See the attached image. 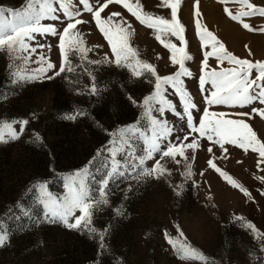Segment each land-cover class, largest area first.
<instances>
[{"label": "rangeland", "instance_id": "rangeland-1", "mask_svg": "<svg viewBox=\"0 0 264 264\" xmlns=\"http://www.w3.org/2000/svg\"><path fill=\"white\" fill-rule=\"evenodd\" d=\"M91 2L96 5V0ZM251 2L264 5V0ZM24 4L26 0H0V5L14 9ZM140 4L143 12L170 19V9L163 7L161 0H140ZM79 7L82 12L79 18L89 23L78 25V30L90 51L87 52V59L79 53H69L73 72L55 75L62 62L56 36L37 34L35 40L29 43L33 47L40 44L44 47H36L35 53H20V58L0 51V120H29L20 139L0 143V229L6 230L9 237L5 246L0 247V264H93L97 260L99 242L95 236L86 231L68 229L60 222L45 218L47 209L40 202L38 184L45 182L52 197L63 200L67 195L66 178L93 161L87 183L95 195L99 182L109 170L103 166L108 163L109 153L102 152L97 156L98 149L106 145L110 147V137L103 129L115 131L127 125H136L137 132L131 137L130 150L117 155V159L125 165L122 169L125 174L109 181L110 205L101 206L93 218L97 228L109 226L105 239L108 250L101 264H115L117 258L122 264H202L199 260L178 259L167 242L165 232L179 237V231H183L187 242L208 258L207 264H260L264 252L260 251L251 231L241 226L243 221L235 219V216H242L264 231V182L257 179L264 176L261 170L264 165L257 167L258 154L251 151L245 153L234 145H225L228 149L225 153L218 145L200 137V147L187 152L189 157L195 156L194 160H190V178L182 175L187 162L180 157H177L181 159L179 165L169 158L161 161L171 169L170 176L160 179L151 176L131 178L128 170L138 157L145 155L153 126L150 118L144 115V109L134 106L127 97L131 95L141 101L151 94L154 86L149 79L154 78L133 77L127 69L107 62L114 59L108 40L95 25L91 14ZM195 7V0H182L178 12V18L185 26L187 52L192 56L191 60L185 61L192 76L182 79L197 104L194 117L198 121L205 107L209 111L228 113L249 111L257 105L229 108L206 105L203 101V96L211 88L206 85V91L202 93L198 78L202 74L203 51L210 48L204 49L199 39L195 27ZM224 7L231 8L235 13L241 5L234 0H229L227 5H222L219 0H199L201 23L234 55L264 61V32L244 29L224 12ZM111 12H120L131 24L130 43L138 51L140 59L154 64L161 76L173 74L179 69L171 62V50L156 39L159 33L155 29L141 24L122 5H109L101 16L106 18ZM57 15L61 16V20H44L41 23L55 24L58 30H62L67 21L62 12ZM119 19L121 17L114 18ZM243 19L257 29L264 27V17L257 15ZM162 39L171 40L178 47L183 46L176 37L162 35ZM249 49L252 55H249ZM40 54L57 68L41 75L40 79L16 81L11 75L14 72L24 76L36 74L41 67V63L37 62ZM29 55L30 59L26 62L24 57ZM209 65L218 70L219 67H232L227 62L218 67L214 57L209 58ZM255 75L256 70H253ZM47 76L53 78L48 79ZM92 76L98 89L95 95L89 92ZM166 95L176 104L177 111L183 113L179 96L171 89ZM76 109H84L88 115L76 121L62 118ZM152 116L167 120L172 128L167 140L161 141L162 147L168 142L178 143V138L189 131L186 121L171 111L163 115L153 111ZM244 119L264 139V120L258 116ZM15 127L19 130L20 125ZM34 133L43 138L42 144L32 142ZM197 136L196 133L191 134L185 143ZM208 147H212L211 153L207 151ZM210 158H216L218 167L242 184L251 196H245L211 169L207 164ZM152 163L148 161L145 166L150 167ZM177 186H182L178 189L180 195H176ZM115 207L122 208L123 214L116 215L113 212Z\"/></svg>", "mask_w": 264, "mask_h": 264}, {"label": "snow or ice", "instance_id": "snow-or-ice-1", "mask_svg": "<svg viewBox=\"0 0 264 264\" xmlns=\"http://www.w3.org/2000/svg\"><path fill=\"white\" fill-rule=\"evenodd\" d=\"M228 2L229 0H219L222 5H227ZM234 2L241 5L240 10L234 13L231 8L224 7V12L233 21L240 23L244 29L250 32H264V27L257 29L243 19L244 17L257 15L264 17V5H257L251 0H234ZM113 4L122 5L141 24L150 29H155L159 33L156 35V39L165 48L171 50V62L173 65L179 66L177 71L173 74L161 76L154 64L139 58L138 51L130 43L132 26L122 17V14L111 12L106 18L101 16V13ZM181 4L182 0H161V5L170 9V19L143 12L140 0H134V2L133 0H96V5L91 0H26V4L19 9L0 5V51L7 52L13 58H20V53L27 52L31 54L36 52V47H44L42 44L33 47L29 43L35 40L37 34L56 36L59 41L58 48L62 62L55 75L59 76L66 71L73 72L74 68L69 53L76 52L83 59H87V52L90 51L85 46L83 36L78 30V25L89 23V21L79 18L82 15L79 6H82L84 12L91 14L95 25L104 34L111 46L114 59L107 62L127 69L133 77L154 78L149 79V82L154 86V91L151 94L144 96L141 101L135 100L131 95L127 97L134 106L144 109V115L150 118L153 126L152 136L148 141L145 155L138 157L136 163H133L128 170L131 178L151 176L160 179L164 176H170L171 169L167 168L161 161L169 158L179 165L181 159H177V157L187 162L186 170L182 175L190 178L192 176L190 160H194L195 156L189 157L187 152L200 147L198 142L200 137H204L218 145L225 153L228 151L225 145H234L245 153L249 151L257 153L260 157L257 162L259 168L260 165H264V139L257 135L252 125L244 117L255 118L258 116L264 120V61L240 58L230 52L225 44L201 23L202 13L199 10V0H195V27L199 39L202 41V47L204 49L210 48V50L203 51L202 74L198 78L202 93L206 91V85H210L211 88L210 92L203 96V101L206 105H224L229 108H245L249 105H257L251 107L249 111L232 113L209 111L208 107H205L202 110V116L197 121L193 115L194 110H197V104L186 90L182 79V77L192 76V72L185 66V61L191 60L192 56L187 52V41L184 37L185 26L178 18ZM58 12H62L67 21L62 30H58L55 24L41 23L44 20H61V16L57 15ZM115 17H121V19L114 20ZM162 35L176 37L182 42L183 46L178 47L171 40L162 39ZM249 55H252L250 49ZM210 57L215 58L218 67L224 65L225 62L232 65V67H219V70L210 67ZM24 59L27 62L30 55L24 57ZM37 62L41 63V67L36 70V74L24 76L14 72L11 75L15 77L16 81L36 80L40 79L41 75H45L49 70L57 68V65L53 64L43 54L39 55ZM89 63H100V61H89ZM253 70H256L255 76H253ZM89 75L91 76L90 73ZM47 78L52 79L53 77L47 76ZM91 79L93 82L89 92L95 95L98 92L95 77L92 76ZM169 89L179 96L183 105V113L177 111L176 104L167 97L166 93ZM153 111L161 115L168 111L173 112L186 121V127L189 131L178 138V143L168 142L162 147L161 141L167 140L168 136L171 135L172 128L169 127L167 120L152 116ZM86 115H88L86 110L76 109L71 113H66L62 118L68 121H76ZM28 124V119L0 120V143L20 139ZM15 125H20L19 130ZM97 125L99 126L98 122ZM103 130L110 137V147L106 145L98 149L97 156H100L102 152L109 153L108 163L103 165L109 170L105 172L104 178L99 182L100 186L96 189L95 195H93L87 183V177L90 175L89 168L93 161H89L88 166L77 170L66 178L67 195L63 200L52 197L47 191L45 182L38 184L40 202L47 209L46 219L51 222H60L68 229L86 231L98 239V258L93 264H101L103 256L107 254L108 249L105 239L109 228L107 225L103 229L97 228L93 223V218L101 210V206L110 205L108 198L109 181L115 176L125 174L122 171L125 165L117 159V155L130 150L131 137L137 132L136 125H127L115 131ZM193 133L198 134V136L185 143V141H189V136ZM32 142L42 144L43 138L39 133H34ZM207 151L211 153L213 151L212 147H208ZM157 154L159 158H157ZM95 159L96 157L93 158V160ZM215 159L210 158L207 161L208 166L219 173L232 187L239 189L245 196L250 197L251 193L226 171L218 167ZM148 161L153 162L150 167L145 166ZM261 170L264 171V169ZM133 173L135 175H132ZM257 179L264 182V176H259ZM180 187L182 186H177L176 195L181 194L178 190ZM113 212L116 215L123 214L120 207L113 208ZM235 219L243 221L241 226L251 231L254 240L259 243L260 251L264 252V231L257 228L253 222L245 220L242 216H235ZM177 229L179 230V226H177ZM165 237L169 245L173 247L178 259L182 261L199 260L202 264H207L208 258L199 249L187 242L183 231H179V237H183L182 240L179 237L169 236L167 232H165ZM8 238L7 231L0 229V247L5 246ZM115 264H122L120 258L116 259ZM260 264H264V257L260 258Z\"/></svg>", "mask_w": 264, "mask_h": 264}]
</instances>
